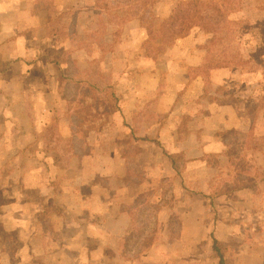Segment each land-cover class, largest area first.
Segmentation results:
<instances>
[{"label": "crops", "instance_id": "1", "mask_svg": "<svg viewBox=\"0 0 264 264\" xmlns=\"http://www.w3.org/2000/svg\"><path fill=\"white\" fill-rule=\"evenodd\" d=\"M175 1L156 3V18ZM243 1L245 18L262 22L261 1L229 5ZM97 9L98 0H0V259L9 236L8 264H112L132 223L123 206L149 192L158 202L167 179L173 207L158 217L174 212L180 232L172 246L161 239L127 264H218L213 243L226 264H264V192L255 191L256 179L232 194L209 195L228 167L218 133L249 131V99L264 81L206 68L211 34L193 28L153 60L145 29L126 22L113 52L99 61L115 102L109 124L97 121L91 133L92 143L99 140L93 153L58 168L37 149L55 113L60 135L71 137L75 82L67 69L71 62L89 67L93 58L79 42ZM155 37L160 41L158 28ZM238 194L262 198L248 204Z\"/></svg>", "mask_w": 264, "mask_h": 264}, {"label": "trees", "instance_id": "2", "mask_svg": "<svg viewBox=\"0 0 264 264\" xmlns=\"http://www.w3.org/2000/svg\"><path fill=\"white\" fill-rule=\"evenodd\" d=\"M159 1L161 0H98L96 17L90 22L88 31H85L87 40L79 42L93 59L86 69H80L75 62H71V69H67L75 82L71 137L64 138L60 135L56 113L51 116L38 137L37 149L44 157H50L54 166L66 168L72 157L92 154L99 143V140L91 142V133L98 129L97 121L105 119L104 125L109 124L106 118L109 110L114 107L115 98L110 79L103 77L99 61L113 52L126 22L138 20L149 40H155L158 28L160 45L148 49L146 54L153 60H157L175 39L189 35L193 28L211 34L206 68H225L242 73L247 65L258 60L256 56L246 58L240 49V41L251 26L245 18L249 12L247 2L228 6L214 0H176L169 13L159 19L153 12L154 5ZM249 71L253 72L250 66ZM251 112L250 108L249 113ZM263 124L255 113L247 133L235 130L218 133L226 148L224 154L228 158V167L225 176L211 182V198L232 194L242 189L253 177L257 182L264 179L260 177L253 157L261 149L260 146L264 145ZM212 158L209 160H213ZM126 170L132 171V165L127 164ZM159 188L161 196L158 202L150 199L152 192H149L137 195L123 206V211L132 223L112 264L132 262L161 239L172 246L181 229L179 219L174 212H170L166 221H160L158 214L164 208L172 209L174 193L167 179L160 181ZM8 237H5L6 247L2 250L0 264H8L10 250L14 248L13 239ZM212 248L218 264H226L216 243H213Z\"/></svg>", "mask_w": 264, "mask_h": 264}, {"label": "rangeland", "instance_id": "3", "mask_svg": "<svg viewBox=\"0 0 264 264\" xmlns=\"http://www.w3.org/2000/svg\"><path fill=\"white\" fill-rule=\"evenodd\" d=\"M214 1H218L222 4L228 5L231 3V0H214ZM251 4H256L258 5L259 2L261 1L262 5H264V0H251ZM253 15H255V13H252ZM156 15V14H155ZM257 18H254L251 20L250 22V30L248 32H246L245 36H243V38L240 41V49L242 51L243 56L247 57H251V56H256L258 57V60L256 59L255 61L251 62L249 65H247V69L243 70L242 75H248L251 77H255V78H260L263 79L264 81V20L262 22L255 20ZM158 24V23H157ZM157 31V28H156ZM157 35V32H156ZM160 42L158 38L155 37V40L149 41V44H147V48L149 49H153L155 47H157L156 45H158ZM158 43V44H157ZM146 42L144 43L145 46ZM144 50V48H143ZM263 65V66H262ZM249 66L251 69H253V72L249 71ZM260 90L262 91H256L255 93L252 92L251 97L249 100L251 101L252 105V114L257 113V119L264 122V83L263 85H259ZM246 95H250L252 88L251 86H249V88H244ZM259 90V88H258ZM250 113V115H251ZM264 125V124H263ZM260 150H258L255 155H253L254 157V163H255V167L257 168V171L260 172L261 174V178H264V145L260 146ZM259 153V154H258ZM258 165V166H257ZM259 169V170H258ZM255 191L257 192H264V179H262V181H258L255 184ZM254 200L247 196L244 197V195H235V199H243V201H247L248 204H250L251 201H254V203L256 202L257 199H261L262 197H256L253 196ZM262 201V200H261ZM261 203V202H259ZM257 206L256 204H254V208L252 210H254L255 214L253 216V218L251 219L253 221V223L257 222V218H256V214H257ZM243 210H245L243 208ZM248 210H251L250 208H248ZM242 211V209H241ZM260 212L263 213L264 215V206L261 207V209L259 210ZM242 215L245 217V212H242ZM253 249L255 251H258V247H261V245H257V241H253ZM213 250V249H212ZM229 253L233 252V249L229 248L228 249ZM213 255L214 258L217 259L215 252L213 251Z\"/></svg>", "mask_w": 264, "mask_h": 264}]
</instances>
